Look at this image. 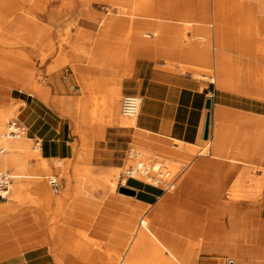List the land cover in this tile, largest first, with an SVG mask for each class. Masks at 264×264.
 <instances>
[{
    "label": "crops",
    "instance_id": "crops-1",
    "mask_svg": "<svg viewBox=\"0 0 264 264\" xmlns=\"http://www.w3.org/2000/svg\"><path fill=\"white\" fill-rule=\"evenodd\" d=\"M85 1L100 3L110 8L133 7V0H77L79 5H84ZM4 6L9 7L10 3L7 0H0V11ZM231 9V0L228 1L225 10L215 16L211 8L203 9L200 4L190 1L183 3L182 0H147L145 48L141 47L137 50L129 45L133 40V19L129 15L115 14L91 44H88V41L91 33L95 31L93 25L78 24V30L83 33L80 35L83 40L79 41V46L83 42L84 46L81 48L88 55L81 53L76 60H72L74 69L70 77L65 79L64 84L56 83L43 88L48 94L50 105L45 104L32 92L13 90L16 92V96L11 98L12 105L17 108L15 120L24 127L23 136L28 141H40V153L43 159L75 160L72 167L76 163H82L84 166L96 168L97 173H107L110 169L126 166L128 153L136 144L152 151L163 153L166 151L158 144H149L154 142L137 141L135 139L137 129L172 142L171 148L176 155L174 157L191 160L192 166L208 163L211 160L216 161L218 165L215 173L219 176V180L221 176L230 173V170H237L238 175L244 178L248 174V169L264 171V98L256 96L253 92V80L249 72L236 67L232 62L235 59L245 64L256 61L259 51L264 48V43L262 40L256 41L259 34L257 25L235 28V31L229 28L228 24L233 25L234 19L237 18L229 19ZM151 15H157L163 21H152L148 18ZM172 16L174 17L172 22L166 23L165 19ZM49 17L57 21L62 20L63 15L62 12L59 14L53 9ZM181 17L200 23H203V19L211 18V36L206 42L212 46V49L204 51L212 52L214 71L211 80L204 77L203 73L200 76L181 68L183 66L195 69L197 64L201 63L200 58L192 50L197 40H190L182 50H179L181 41L174 44L171 41L172 35L182 36V32L186 30L177 22L176 18ZM3 20L4 17H0V21ZM114 29L122 31L119 36L129 35L131 42L128 44L120 40L106 39L107 33ZM190 30L195 33L202 32L197 30V25L190 26ZM155 31L160 34L156 35ZM99 37L104 40H100ZM187 37L192 38L191 32H188ZM199 48L204 50L205 47L201 45ZM80 57L83 61H80ZM101 66L116 67V79H112L108 72L103 75ZM7 70L10 69L2 66L0 73ZM74 75L79 79L78 98L84 104L83 113L80 109L74 113L75 118L79 116L77 119L55 104L56 97L72 98L63 91L64 85L71 83ZM82 80H95V82L99 80L100 86H87ZM263 85L261 88L264 92ZM89 90H96L111 98L115 117L111 123L94 126L90 124L89 99L81 97L82 94H88ZM136 95L143 97V103L139 114L135 117V126L129 127L121 121L122 115L118 111V103L121 98V109L124 97ZM209 99L212 101L209 136L208 140H204L206 102ZM205 147L208 148L207 155H189L190 151L198 148L203 150ZM150 158L161 160L169 167L165 158L158 155H152ZM207 173L205 176H208L209 180L205 182L204 179L201 188L205 186L203 189L210 191L213 189L211 187L213 183ZM219 180L215 191L227 194V182L222 183ZM177 181L178 178L175 177L174 186ZM126 186L135 191V196L121 195L123 197L121 202L133 203L139 211L153 207L149 222L151 234L163 247L172 251L182 264H190L192 259L187 254L186 239H192L193 231L190 228L184 229V224L190 221L188 213L163 204L161 197L167 191L159 187L140 180H129ZM237 189L242 190V186L238 185ZM251 201L253 200L235 202L227 197L217 206L223 211L226 207H242L246 202ZM253 203H255L253 207H261V204ZM173 209L176 212L171 214ZM29 215L34 216L32 213H28ZM259 218L254 219L252 227L256 229L255 236L251 238V244L246 246L243 243V239H247L244 221L236 220L227 214L223 236L219 238L222 247H217L214 243L206 244L204 247L202 245L201 250L204 253L201 252L200 264H215V259L224 258H228V264H262L260 259L264 256V251L257 246L263 244L258 240L264 224L262 212ZM33 224L40 228L35 219ZM17 230L19 229L14 228L0 233V259L21 254L23 262L19 264H29L25 254L33 246V241L30 240L33 238V231L26 230V233H20ZM182 233L185 236L183 238ZM47 250L44 246H35L30 253L45 257V260L38 264H56L52 254ZM76 254L80 255L79 252L69 255V264H74L70 257ZM233 255L236 258L230 259L229 256Z\"/></svg>",
    "mask_w": 264,
    "mask_h": 264
},
{
    "label": "rangeland",
    "instance_id": "rangeland-1",
    "mask_svg": "<svg viewBox=\"0 0 264 264\" xmlns=\"http://www.w3.org/2000/svg\"><path fill=\"white\" fill-rule=\"evenodd\" d=\"M187 1L194 4L198 3V5L201 2L200 6H202L204 0H182L183 3ZM205 1H208V9H210L212 1ZM259 1L261 0H231L232 9L229 19L232 20L234 17L237 18L234 19L233 25L228 24V26L235 31V28L238 29L248 25H257L259 27L257 30L259 34L256 37V41L262 40L264 43V7ZM7 2L10 3V6H4L3 10L0 11V17H4V20L0 21V39L3 37L7 38V40L2 39L0 42V67L10 66V70L0 73V87L2 88L0 89L6 91L5 93H0V98L3 100L0 104V108L6 113L12 114V116L9 117L10 119L8 118L4 121L3 133H6L7 124L15 121L17 117V108L12 105L13 101L11 99L16 96V92H13V90L32 92L45 104L50 105L48 94L43 88L47 85L56 83L64 84L65 79L70 77L69 75L74 69L72 60H76L81 56V53H84V49L81 48V46H84L83 42L79 46V41L83 40L80 35L83 33L78 30V24L90 23L93 25L95 31L91 33V37L88 41V44H91L92 40L98 37L108 20L115 14L127 15V13L125 14L126 11L140 10L139 12L145 16V4L147 0H133V7L123 9L110 8L107 5L89 1H85L86 3L84 5H79L77 0H7ZM51 8L62 12V20L53 21L48 19V11ZM148 18L154 21H163V19L157 15H151ZM172 18L174 17L172 16L171 18L165 19L166 23H171L173 20ZM176 19L177 22L181 23L184 29H186L182 32V36H180L182 39L185 38V40H182L180 43L181 50L185 48L190 40H197L192 50L200 54L209 53L212 57L211 51L204 52L206 51L205 49H212V46L206 42L208 38L190 30V26L193 25H197L198 28L201 24L200 21L187 20L183 17ZM143 20L144 19H142V21ZM226 20L228 21V19ZM143 26L145 25H141V27ZM121 32L117 29L110 30L106 35V39L120 40L129 44L131 42V37L129 35L119 36ZM188 32L192 34L191 39L187 37ZM142 38L145 39V34ZM99 39H101V37H99ZM201 45L205 47L204 50L199 48ZM141 47L145 48V44ZM81 60L83 61V58H81L80 61ZM181 68L182 70H190L196 75L199 74L196 68H199L203 70L202 73H208L207 78L209 80L213 77V75H211V78H209L212 70L211 68H207L205 64H197L195 69L183 66H181ZM78 84L79 79L74 75L71 83H66L64 85L65 90L63 91L65 95L72 98L56 97L55 103L60 109L72 115L73 118H75L74 113L78 109L81 110V113H83L84 110V104L82 100L78 98ZM87 93L86 95L82 94L81 97L82 99L85 97L89 99L90 124L94 126L96 124L105 125L106 123H111L115 119L113 116L111 98L96 90L87 91ZM120 99L118 103L119 113L121 112ZM78 117L79 116L75 119ZM0 141H2L1 137ZM21 142L26 143L28 146L27 150L20 156L21 163L24 164V167L6 170L11 171V173L17 177L14 183L17 181L30 182L31 180L26 177L37 173V159L42 158L40 151H33L34 143L32 141H28L24 136ZM157 142L149 144H158V146L166 150L164 153L156 150L152 151L146 147L145 149H138L135 146L131 148L134 151L137 150L139 153L143 152L141 155L145 157V159L150 158L152 155H158L168 161L169 168L173 175L178 178V181L176 186L165 194L169 195L168 192H170V195L174 197L177 196L175 198H180L182 196L181 186L190 183V181L185 179L195 171L197 164L192 166L191 160H181L174 157L176 155L175 151L171 148V142L168 141V144L166 142ZM2 150L6 151L2 153ZM7 152L4 145L0 143V155H6ZM207 153L208 148L205 147L203 150L199 148L194 149L189 152V155L196 156L200 154L204 156L207 155ZM75 162V160H49V167L41 171L43 175L42 181L46 187H48L46 180L48 177H57L61 181V190L57 195H54L48 187L51 197L60 200L59 204H54L57 207L45 208L44 206L35 205V199L32 196H28L22 204H18L15 212L12 214L20 215L32 213L34 216H28L27 214L24 222H20L12 227L2 223L4 218L0 219V233L14 228H18L19 230L17 231L20 233H26V230L33 231V238L30 239L33 241L31 249L35 246L46 247L48 252L51 250L50 253H52V257L56 264H69V255L75 252H79L80 255L76 254L70 257V260H73L74 264H118L127 243L132 237V233L139 225V221L143 218H147L153 207H146L142 211H139L135 204L121 202L123 197L119 193V188L114 189L107 195L104 190L105 183L103 182L105 181L107 173H97L96 168L87 165L84 166L82 163H76L72 167ZM126 162L125 165L128 166L129 160ZM126 166L123 168L121 167V170L116 174L113 173V179H115L116 185L119 174ZM191 166L192 168H190ZM76 168L79 169V172L75 170ZM113 170L114 169H110L108 172H112ZM257 170L263 171V169ZM0 171L6 172L1 169ZM234 171L235 170H230V173L221 176L220 180L218 179L219 182L224 183L230 180ZM19 176L23 178L18 179ZM203 180L205 182L208 181V176H204L201 180L191 183L192 185H190L188 189V191L190 189L191 191H194V189L197 191L199 189V192L206 195V199L196 202V204L200 206L199 213H197L196 207L189 209L180 203V206H177L180 210L190 212L188 215L191 219L188 218L190 221L184 224L185 230L186 228H190V230L193 231L191 235L192 239H186L188 241L187 254L192 259L190 264H200L202 262L201 252L204 253L203 250H201L202 245L204 247L206 244L214 243L215 246L222 247V242L219 238L223 236L225 228L224 221L227 214L236 220H241V222L244 221L246 227L244 230L247 233V239L244 241V245L246 246L251 244V238L255 236L256 229L252 227L255 217L259 218L261 212L264 217V182H242V192L253 193L256 199L251 202H246L242 207H226L225 210L227 214L224 213L225 215H219L221 212L220 207L217 205L222 203L224 198L229 197L228 192L226 194L224 192L206 191L203 189L205 186L201 188ZM210 192L216 193V196L213 197L214 199L216 198L215 200L212 198ZM205 195L203 197H205ZM12 198L13 191L11 188L9 200ZM9 200L6 202H9ZM253 202L261 204V207H253V204H255ZM172 206L175 207V205ZM203 206L205 208L207 207L205 211L203 210L204 208H202ZM209 206H211V208ZM208 211H212L213 213H208ZM175 212L176 210L173 209L171 214ZM211 218L214 220L211 222L214 226L211 225L210 228L209 223L212 221ZM218 218L220 219L218 220ZM34 219L38 221L39 229L33 224ZM110 232L111 236H109ZM102 236L108 237L104 239L105 237ZM196 236L201 238L196 239ZM183 237L185 236H183L182 233V238ZM257 246L264 251V242ZM31 249L26 251V254L29 256L26 260L29 264H38L42 262V260H45V257H41V255L36 256L34 253H30ZM45 251L43 253H45ZM130 253L132 254L133 252ZM229 258L234 259L236 257L233 255L229 256ZM227 259L228 258L215 259V264H228ZM0 261L1 263L5 261L7 264H19L23 262L21 254L7 259H0ZM129 261V264H145V255L143 253L137 254L134 252V254L129 257ZM260 261L264 264V256L261 257ZM120 264H123V262Z\"/></svg>",
    "mask_w": 264,
    "mask_h": 264
},
{
    "label": "bare ground",
    "instance_id": "bare-ground-1",
    "mask_svg": "<svg viewBox=\"0 0 264 264\" xmlns=\"http://www.w3.org/2000/svg\"><path fill=\"white\" fill-rule=\"evenodd\" d=\"M211 1H212V5H211L212 13L215 16L217 13L225 10L229 0H211ZM259 3L264 7V0L259 1ZM202 8L203 9L208 8V1L204 0L202 2ZM53 9L54 8H51L48 11V19L49 20L51 19L49 17V15ZM121 9H123V8H121ZM139 11L140 10H135V11L133 10V11H126L125 12V14L127 13V15L131 16L133 19V31H132L133 40H132L131 44H129V45H131L134 50L140 49V47L145 44V39L142 38L145 34V26L141 27V25H145V16H143ZM205 11H206V9H205ZM60 13L61 12H59V14ZM142 19H144V20L142 21ZM210 20H211V18L210 19H203V23H201L197 28V30L199 29L200 31H202V32H198V33L203 35L205 38H210V36H211ZM53 21H55V20H53ZM152 21H154V20H152ZM155 32H156V35L160 34V33H158V31H155ZM1 40L2 39H0V42H1ZM100 40H104V39L101 38ZM182 40H185V38L182 39V38H180V36L175 37V34L172 35L171 41H173L172 42L173 44L177 43L179 41H182ZM179 50H181V48H179ZM85 53L86 52H84V54ZM195 53L197 54V56L201 60V63H199V64H201V65L205 64V66L207 68H209V69L211 68L212 72L209 75V78H211V75H213V71H214L212 69V60L213 59H212L211 55L209 53H205V54H200L198 52H195ZM3 55H4V53H3ZM232 62H233V65H235L236 67L246 69L249 72V75H250L251 79L253 80V86H252L253 92H255L256 96L264 98V92L261 88L263 85V73H264V49L262 51H259L258 58L254 62H250L248 64L247 63L245 64V63L238 62L236 59L232 60ZM7 67L10 69V66H7ZM101 67H102V74L103 75L106 72H108V74L110 75V77L112 79H116V75H115L116 67H112V66H101ZM0 69H1V67H0ZM196 70H198L197 73H199L200 75L203 72V70H201L199 68H196ZM102 74H101V76H102ZM207 74L203 73L204 77H207ZM98 81L99 80H97L96 82H95V80H88V81L83 80V83L85 85H87V86L89 85L91 87H93L95 85L100 86ZM115 90H116V88H114V91ZM89 91H91V90H89ZM5 92L6 91H4V90L0 91V93H5ZM2 102H3V100L0 98V104ZM11 116H12V114H8L0 108V137L2 138V141H0V143H2L8 151L6 155H3V156L0 155V169L4 170V171L9 170V169H19L21 167H24V164L21 163L20 156L22 153H24L27 150V147H28L26 143L21 142V140L24 139L23 135L18 137V138H11V137L7 136V128H6V133L5 132L3 133V127H4L3 123L5 120H7ZM123 117H125V118H123ZM121 121L123 124H125L129 127L135 126V118H133V117L122 116ZM135 139L137 141L140 140L143 143H145V141L154 142V143H156L157 141L158 142L160 141V143L161 142H166V143L168 142L167 140H165L163 138L155 137L151 134L145 133V132L140 131L138 129L135 132ZM168 146H171V145H168ZM135 147H137L138 149H145L144 146H139L137 144ZM5 151L2 150L1 152L3 153ZM35 152H39V150H37ZM141 153H143V152H141ZM141 153H139V154L141 155ZM143 159H145V157H143ZM37 161H38L36 164V167H38L37 173H35V175L26 177L27 179H30L31 181L30 182H23V181L18 182L17 181L15 183H13V187H12L13 198L11 200L8 199L9 202H6V201H3V203L0 202V219L4 218L2 223H5L6 225L12 227L13 225H16L20 222L25 221L28 213H24V214H20V215L12 214V213L15 212L18 204H22L28 196H32L35 199V202H34L35 205L44 206L45 208L52 207L54 204L60 203L59 199H53L51 197V195L49 194V191H48V187H46L42 181L43 175H42L41 171L46 170L49 167V160L39 158V159H37ZM129 164H130V160H129ZM217 165H218V163L216 161H213V160L208 161V163H204L201 165L197 164V168L195 169V171L192 172L188 176L189 178L187 177L185 179L187 181H190V183L184 184L181 186V195L182 196L180 198H175L177 196L174 197V196L170 195L171 194L170 192H168L169 195L165 194L161 198V202L163 204L169 206V207H173L172 205H175V207L177 208V206H180L179 203L181 205H184L185 207H188L189 209L196 207L197 213H199V211H200L199 207L200 206H198L199 204L197 205L196 202L203 201V199H206V195L204 193L202 194L201 192H199L198 191L199 189L197 191H195V189H194V191H191V189L188 191L189 186L192 185L191 183H193V182L195 183V181L201 180L202 177L205 176V173L208 172L209 177L211 179V182L213 183V186L211 185V187L213 189H211V190L215 191L218 188V179H219V176L216 175V173H215L217 171L216 170ZM126 167H128V166H126ZM75 170H77L79 172L78 168H76ZM119 170H121V168H115L112 172H107V174H106L105 181H103V182L105 183L104 190L106 191L107 195H109L114 189L118 188L116 183H115V179H113V173L116 174ZM22 178L23 177H20V176L18 177V179H22ZM16 179H17V177H16ZM46 180H47V178H46ZM245 180H246V182L252 181L255 183H260L259 181L264 182V171L248 169V174L244 178L243 176L238 175L237 170H235L233 172L232 176L230 177V180L227 181V185H226L229 200L235 201V202H241V201H248V200L256 199V196L253 193H249V192L243 193L242 190L236 189L238 187V185H241V183L244 182ZM193 185H196V184H193ZM249 191H252V190H249ZM121 195H123V194H121ZM204 195H205V197H203ZM211 196L213 198L214 196H216V193H211ZM204 204H205V201H204ZM209 207L211 208V206H209ZM202 208H204L203 210L205 211V209L207 207L205 208L203 206ZM152 210L149 212V215L147 216V218H143L142 220L139 221V225H138L137 229L132 233V237L129 240V242L127 243L125 250H124V254L122 255V258L118 261V264H120L122 262H123V264H129L130 263L129 257H131L134 254V252H136L137 254L143 253L145 255V264H182L172 251L163 247L160 244V242L151 234V232L149 230V222L151 220ZM178 210H180V209H178ZM180 211H183V210H180ZM184 212L190 213L188 211H184ZM201 212H202V210H201ZM211 212L208 211V213H211ZM220 212L221 213H219V215L224 214V213L226 214V210H223V211L220 210ZM205 216H207V215H205ZM219 219L220 218H218V220ZM213 221L214 220L212 219V221H210V223L208 222L210 224V228H211V225H213L211 223ZM261 228H262V234L258 238V240L263 243L264 242V224L262 225ZM244 241L245 240L243 239V243H244ZM130 252H133V253L131 254ZM55 254L58 255L57 253H55ZM25 255H26L25 258L27 259L29 256L27 254H25ZM0 264H7V263L5 261L3 263H1V261H0Z\"/></svg>",
    "mask_w": 264,
    "mask_h": 264
},
{
    "label": "built area",
    "instance_id": "built-area-1",
    "mask_svg": "<svg viewBox=\"0 0 264 264\" xmlns=\"http://www.w3.org/2000/svg\"><path fill=\"white\" fill-rule=\"evenodd\" d=\"M143 103L142 96H126L121 103V114L126 117H136L139 114ZM24 127L17 121H12L7 125V136L18 138L24 135ZM33 151H41L40 141L33 142ZM130 164L124 168L117 179V187L127 188L129 180H140L148 185L159 187L164 191L174 188L175 177L170 168L161 160L155 158L143 159L134 150L129 151ZM16 176L10 171H0V202L7 201L11 195V188ZM47 185L50 191L57 195L61 190V182L56 177H48Z\"/></svg>",
    "mask_w": 264,
    "mask_h": 264
},
{
    "label": "water",
    "instance_id": "water-1",
    "mask_svg": "<svg viewBox=\"0 0 264 264\" xmlns=\"http://www.w3.org/2000/svg\"><path fill=\"white\" fill-rule=\"evenodd\" d=\"M211 106H212V101L209 99L206 102L207 115H206L204 135H203L204 140H208V136H209ZM119 193L123 194V195H127V196H132V197L135 196V191H133V190H131L129 188H124V187H120L119 188Z\"/></svg>",
    "mask_w": 264,
    "mask_h": 264
}]
</instances>
